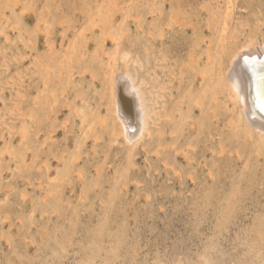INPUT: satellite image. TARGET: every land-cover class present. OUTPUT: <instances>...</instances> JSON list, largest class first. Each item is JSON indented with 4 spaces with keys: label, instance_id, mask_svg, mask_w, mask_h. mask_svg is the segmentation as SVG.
<instances>
[{
    "label": "rangeland",
    "instance_id": "1",
    "mask_svg": "<svg viewBox=\"0 0 264 264\" xmlns=\"http://www.w3.org/2000/svg\"><path fill=\"white\" fill-rule=\"evenodd\" d=\"M247 49H264V0H0V264H264V138L225 77ZM106 65L149 101L134 147Z\"/></svg>",
    "mask_w": 264,
    "mask_h": 264
},
{
    "label": "bare ground",
    "instance_id": "2",
    "mask_svg": "<svg viewBox=\"0 0 264 264\" xmlns=\"http://www.w3.org/2000/svg\"><path fill=\"white\" fill-rule=\"evenodd\" d=\"M48 34H49V31H47V29L45 28V48L47 49L48 54H49V57L45 59V71H44L45 72V93L50 94L48 96L50 100L49 102L54 103L56 102V99L54 95L53 83L58 82V77L60 74V73L54 74V72L56 71L55 70L56 68L63 67V66H60V64L58 65V62L62 64L64 55L57 53L58 55L56 54V56H54L53 45L48 44V39H47ZM71 46L69 48H71ZM70 51L73 53V47L70 49ZM245 57H248L247 62H245V59H244ZM122 58H123L122 60H124L127 57L126 55H124ZM207 59H208V54H207ZM243 63L246 64L247 71L242 68ZM107 65H108V62H107ZM209 70H210V67L203 64V66L201 67V72L199 71L201 73V75H199V78L201 76V79H200L201 81L205 80L207 76L211 74ZM105 73L111 84V91H112L111 101L113 105V113L119 125L118 135L126 146L134 147L142 139L145 133L147 132L151 133V131H149L150 112H149V107L147 103L149 101H147V99L143 96V94L135 88L136 86L134 87L133 81H132L133 78H131L130 74L129 76L131 79L129 77L127 79L123 77L122 75L116 76L114 75L113 68H111L110 66H107V70L105 71ZM225 77L227 79L228 86H229L228 87V90H229L228 101L232 104L239 105L241 118H243V120L247 123L246 125H248L250 128L255 130L257 134H259L261 137L264 138V112H261L259 107L255 103L257 87H259L262 91H264V49L261 51V53H257L256 50L252 51V49H250V51L240 50L238 52L236 51L235 53H233L231 57L229 58V70L226 72ZM133 89H135V91H133ZM205 93L207 94L206 91ZM48 97L45 94V107L48 101ZM45 120H48L49 122L48 118ZM81 121L83 122L84 119L82 120L81 118ZM99 124H100V127L105 128L106 118H100ZM61 129L63 128H60V130ZM194 132H197V128H194ZM154 134H155L154 138L159 139L162 133L159 130H156L154 131ZM148 137H151V136H148ZM75 142H74V146H77V143ZM63 149H66V148H63ZM73 149L69 150V153L71 156L67 158L70 160L71 159L77 160L79 157V151L78 149H75V148ZM74 151H76V153H73ZM53 152L54 151H52L51 148H47V150L45 151V155L53 154V158H59L58 157L59 154L57 155V154H54ZM60 157L63 158V162L65 166V162H68L69 160H66L65 155H60ZM22 162L25 165L28 164V160L25 157L22 158ZM45 172H46L45 174L47 175V180H48L47 186L49 187L46 190L47 196L51 200H54L55 198L58 199L57 196L59 194V191L55 187L59 184L56 182L57 184L55 185V187L51 184V182H53L56 179H54V176L51 177L49 173V168H47V166H45ZM208 172H210V170H208ZM66 173L67 171L63 172V174H66ZM56 174H61V173L56 172ZM76 175L78 178L77 180H80L82 178L81 171L77 170ZM57 176L55 178H57ZM59 176H58V178H60L59 180L62 181L61 175Z\"/></svg>",
    "mask_w": 264,
    "mask_h": 264
},
{
    "label": "snow or ice",
    "instance_id": "3",
    "mask_svg": "<svg viewBox=\"0 0 264 264\" xmlns=\"http://www.w3.org/2000/svg\"><path fill=\"white\" fill-rule=\"evenodd\" d=\"M245 62H247L248 57H245ZM135 91V89H133ZM255 103L259 107L261 112H264V91H262L259 87L256 89Z\"/></svg>",
    "mask_w": 264,
    "mask_h": 264
}]
</instances>
